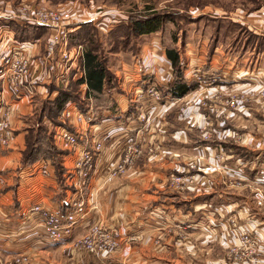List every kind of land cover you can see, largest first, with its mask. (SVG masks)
Here are the masks:
<instances>
[{
  "label": "rangeland",
  "instance_id": "rangeland-1",
  "mask_svg": "<svg viewBox=\"0 0 264 264\" xmlns=\"http://www.w3.org/2000/svg\"><path fill=\"white\" fill-rule=\"evenodd\" d=\"M7 1L12 2L15 7L22 3L20 0H0L1 3ZM43 6L51 9H57L59 6L68 7L79 18V21L85 19L82 22L108 23L109 30L116 24H112L113 21L117 22L121 18L125 21L128 14L139 16L156 11L173 20V24L167 25V30L163 34L154 33L137 38L129 35L126 31L125 34L128 38L124 48L109 54L106 53L108 46L105 45L108 42L107 37H109L108 33L105 32L107 28L100 26L104 29L101 30L98 27L95 32V38L102 44L101 52L108 58L110 68L120 89L115 94L123 93L121 79L123 80L124 71H129L138 79L143 72L141 71V60L145 56L153 55L151 67L155 70L148 71L151 75L147 76L146 79H149L151 83L155 82L157 87L161 88L163 96L162 108L151 110L148 109L149 103L146 100L137 102L133 100L132 92L128 94L127 99L133 104L130 106L129 112L141 118L144 116L147 119L143 136H149L148 134L155 132L153 135L155 139L153 142L147 141L137 148L138 152L130 166L126 167V172L118 175L115 181L107 182L105 186L100 187L98 185L97 193L115 195L117 191H112V185L117 182L118 184L122 183L130 176H135L137 179L143 178L142 176L145 174H143L142 169L147 163L155 164L157 171L163 173L166 170L169 172L166 183L173 194L179 197L176 202L188 201L185 192L194 189L203 176L206 177L205 180L210 181L218 174H223L222 170L225 167L232 166L233 162L231 161L234 157L242 160L253 159L254 163L251 162L248 165L249 169H247L250 173L254 172L256 168L264 169V94L257 93L260 87L253 91L252 95L246 94L236 85L227 82L232 71H240L245 62L251 63V69L258 66L264 67V47L261 46L264 44V37H261L264 32H258L252 27L255 25L259 28L258 24L264 20V0H44ZM88 18H94V20H87ZM239 20H242V24L248 23L249 27L241 25ZM44 42L45 39H42L39 44L41 54H44ZM162 42L165 44H161ZM169 46L177 50L179 57L182 58L180 60L184 69L190 59L198 58L200 61H204L205 65L202 72H208L209 69L213 68L215 70L213 78L216 79V82L208 80L206 84L201 86L198 81H189L188 83L193 85L194 89L181 98L171 97L167 91L168 86L160 87L156 82L158 75L156 69L163 66L160 63L161 59L167 60L164 49ZM196 61L199 60L196 59ZM236 66L239 68L237 69ZM168 68L172 72L170 64ZM202 76L205 79L209 78L207 75ZM146 81L142 80L135 85L143 87V82ZM127 84L125 82V88ZM43 91L45 92L44 98L37 100L38 97H35V94L31 99H27V102L33 103V105L30 115L23 119L25 124L23 128L24 140L27 134H33L32 132L36 129L42 102L53 97V95L48 94L45 86H43ZM251 96L253 100L250 99ZM136 99L139 100V97ZM115 104L117 106L116 102ZM135 105L136 107H134ZM196 108H198L200 116L195 111ZM247 108H251V111L246 113L247 117H244L243 114ZM104 112H113V116L115 114L118 119L126 120L124 116L126 113L122 112L120 115L118 106L114 111ZM102 115L96 117V120L98 121ZM164 120L165 124L163 123ZM44 125L49 133L50 126L47 122ZM161 125L167 126L168 130L157 129ZM42 134L46 135L45 132ZM177 135H179V140H175ZM167 138L171 142L180 141L194 146L208 144L214 147V153L210 156L207 154L206 157H200L197 153L190 151L191 154H169L166 149L161 148L165 142H168ZM258 139L263 140L259 149L253 146L255 151L246 150L249 148V140H256L257 142ZM22 151L20 152V162ZM243 153L249 158H244ZM56 159L55 157L52 159L53 163H57L59 166L60 157ZM218 179H220L218 180L220 181L219 186L227 190L225 191L226 196L234 198V194H236L243 195L238 196L239 199L247 197L246 200L251 204L248 206L250 207L249 211L243 206L238 207L236 211L225 209L223 213L214 209L217 211V214L213 211L211 213L214 222L206 223V227H209L210 231L199 236L192 231L185 230L184 228L187 226L180 227L181 229L170 225L161 227L162 229L153 239L151 247L172 246L173 250L169 254L155 255V260L150 262L151 264H219L221 261L223 264H230L232 259L229 257L232 254L227 242L223 241V235L227 232L230 233V222L234 215V218H240V226H249L247 222L250 221V218L247 216L254 212V210L252 211V202L264 206V201L259 202L254 198V193L257 190H261L264 197V186L259 187L257 184L252 185L248 182L242 183L237 179L234 181L223 176L218 177ZM245 189L248 192H240ZM188 226L190 227L189 224ZM112 228L119 230L116 225L108 227V229ZM85 234L73 243L74 247L86 237ZM127 239L121 240L117 249L102 251L98 248L95 253H88L83 249L88 248V244L81 243L79 245L82 247L81 250L88 255L96 256L104 252L118 250L123 245L122 242L131 243V239ZM189 248H197V252L186 253ZM23 256L26 257V264H28L29 258ZM258 261L261 260L257 256L254 262L248 264H254Z\"/></svg>",
  "mask_w": 264,
  "mask_h": 264
},
{
  "label": "crops",
  "instance_id": "crops-1",
  "mask_svg": "<svg viewBox=\"0 0 264 264\" xmlns=\"http://www.w3.org/2000/svg\"><path fill=\"white\" fill-rule=\"evenodd\" d=\"M31 1L37 4L44 3V0ZM14 7L12 2H0V11L9 12L17 8V6ZM239 21L241 25L249 27L248 23L242 24V20ZM9 22L11 21H0V27L4 30V33H6L5 31H11L14 34L8 25ZM40 43L38 42L35 46L33 54H41ZM152 58H154L153 55L145 56L141 60L142 74L152 69L155 70L151 67ZM196 59L199 61H196ZM160 63L163 66L156 69L158 74H156V80L166 85L167 81L172 79L171 71L168 68L167 60L161 59ZM195 64L204 66L205 62L200 61L198 58L188 60L187 66L185 65L184 75H187L189 68ZM250 65L251 63L247 64L245 62L240 68L241 70L239 69L240 71H232L229 78H227V82L231 85H236L244 93L252 95V92L256 91L261 83H264V67L258 66L251 69ZM236 68L238 69L239 67L236 66ZM134 79H136V76ZM121 81L123 93L115 94L114 100L117 103L120 115L125 112L126 115L124 116L127 118L131 116L127 113H130L129 108L133 104L127 99L128 91H130L129 85L125 88V82L122 79ZM44 93L42 87L38 88L35 96L38 97L37 100L44 98ZM4 96L8 99L7 93ZM250 99H252V96ZM32 105L33 103L27 102L26 98L15 101L12 105L14 114L11 119V128L17 136L20 145L24 143L23 128L25 124L23 119L30 115ZM144 105L146 106L147 104ZM161 108L159 106L156 109L159 110ZM250 109H245L244 117H247L246 113H249ZM195 111L198 116L201 115L198 112V108ZM98 121H103V125H109V129L112 128V130L115 129L116 131H118L119 123H124V119H118L115 114L113 116V112H104ZM163 123L165 124V120ZM97 128H99L98 125L90 124V128L86 130L87 135L91 137L93 131ZM167 128V126L161 125L157 129L168 130ZM148 130L150 129L148 128ZM154 134L155 132L148 134L149 136L140 137L141 139L137 144L138 148L143 143H147V141L153 142L155 139ZM133 136L134 133L131 134L132 138ZM218 136L220 137V135ZM175 140H179V135H177ZM167 141L161 148L166 149L169 154H191L193 152L200 157H206L207 154L210 156L214 153V147L207 143V145L194 146L193 144H185L180 141L171 142L168 138ZM262 141V139H258L257 142L256 140H249V148H246V150L255 151L254 148L259 149ZM253 146L256 147L253 148ZM71 160L62 162V155H60L61 176L56 174L55 168L50 161L53 169L49 177L43 178L39 173L33 171V166L21 167L19 164L20 154L16 153V151L5 150L0 153V259L4 263L11 262L14 258L25 255L29 258L28 264H151L150 262L155 260V255L169 254L173 250L172 246L151 247L153 239L157 236L158 231L162 229L158 226V223L163 221L171 222V226L178 227L177 229L187 226L184 228L185 230L192 231V233L199 236L210 231L209 227H206V223L214 222L213 214L211 213L215 212L217 214V211L223 213L225 209L236 211L241 206L248 208L249 211L250 207L248 206L251 204L246 200L247 197L239 199L238 196L241 197L243 195L236 194H234V198L226 196L225 191L227 190L219 186L220 181L218 180L220 179L218 177L223 176L231 180L237 179L242 183L248 182L252 185H259L260 182L261 186H264V169L261 168L259 170L256 168L254 172L250 173L247 169H249L248 165L251 162L254 163L253 159L242 160L238 157L232 159L231 167H225L222 170L223 174H218L216 177L211 178L210 181L205 180V176H201L202 178L195 188L185 192L186 198H188V201L185 202H176L179 197L173 194V191L168 188L166 183L169 172L166 170L163 173L157 171L155 164H144L142 170L145 175L142 176L143 178L137 179L135 176H130L122 183L113 184L112 191H117L115 195L97 193L98 180L93 176L85 188V196L88 202H96L98 206L97 222L102 223L106 227H114L116 225L120 230L122 240H126L129 237L131 243L122 242L123 245L114 252H104L92 256L73 246V243L86 233L88 228L86 220L79 221L74 226L72 235L59 244L50 243L35 228L38 219L37 215L32 211L34 206L43 205L61 213L68 209V201L72 196V191L65 182L63 171L64 166L70 165ZM136 174L139 173L136 172ZM243 191L248 192L246 189L240 192ZM252 205V211L254 210V212H251L253 215L249 212L250 215L247 218L249 217L250 221L247 222V225L264 243V206H259L253 202ZM230 237L231 232L223 235V241L227 242V245ZM196 252L197 248H189L186 251V253L190 254ZM259 258L261 261L254 264H264V251ZM219 264H223V262L221 261ZM230 264L233 263L230 262Z\"/></svg>",
  "mask_w": 264,
  "mask_h": 264
},
{
  "label": "built area",
  "instance_id": "built-area-1",
  "mask_svg": "<svg viewBox=\"0 0 264 264\" xmlns=\"http://www.w3.org/2000/svg\"><path fill=\"white\" fill-rule=\"evenodd\" d=\"M78 19L68 7L51 9L43 6V3L37 4L31 0H22L15 10L0 11V21H17L45 27L48 30L44 54H33L38 41L29 40L27 45L19 44L13 33L10 31L4 33L0 27V153L10 150L20 154L24 148V143L19 144L11 128L14 114L12 105L15 101L31 99L38 88H43L50 81L67 84L70 80L77 81L83 76L84 48L81 45L70 46L69 43V36L77 31L82 21H85ZM89 19L94 20V18L87 20ZM258 25L259 28L255 25L252 27L258 32H264V20ZM202 70V65L195 64L190 67L187 75H184L186 81H198L201 86L208 80L216 82L213 78L215 73L213 68L208 72ZM124 72L123 81L128 83L130 87L128 93L132 92L133 100L137 102L146 100L149 103L148 109L151 110L161 106L163 99L161 88H158L155 82L151 83L146 79L151 75L150 72H145L138 79H134L135 75L129 71ZM202 75L209 78L205 79ZM142 80H147L143 82V87L135 85ZM156 82L162 87L170 81H167L166 85ZM82 90H85V86ZM5 93L8 99L4 96ZM257 93L264 94V83L260 84ZM136 97H139V100ZM128 115L131 116L127 117L124 123H119L118 131L109 129V125H103V121H95L92 106L86 114H82L74 105H70L61 114L58 124L47 121L53 145L62 152V162L72 159L70 165L64 166L63 171L65 182L72 191L68 209L64 213L43 205H36L32 209L38 219L35 228L50 243L59 244L65 241L72 235L74 226L79 221L86 220L88 223L86 237L79 244L86 243L89 246L83 249L88 253H95L98 248L105 251L119 247L122 240L120 231L115 228L108 229L97 222L98 206L96 202L87 201L85 188L93 176L98 180L97 187L115 181L118 175L126 172V167L134 160L138 152L137 144L146 130L147 119L142 116L143 114L140 115L143 118L134 114ZM90 124L99 127L93 131L91 137L86 133ZM32 166L33 171L43 178L49 177L53 169L49 160H40ZM258 186H261L260 182ZM254 198L259 202L264 201L261 190L255 191ZM234 217L235 215L230 222L231 237L228 248L232 256L229 258L233 264L252 263L257 256L263 255L264 243L249 226H240V218ZM171 224L163 221L158 223V226L164 228ZM79 244L75 245V248L81 250ZM26 261V257L21 255L6 263L0 259V264H26Z\"/></svg>",
  "mask_w": 264,
  "mask_h": 264
},
{
  "label": "trees",
  "instance_id": "trees-1",
  "mask_svg": "<svg viewBox=\"0 0 264 264\" xmlns=\"http://www.w3.org/2000/svg\"><path fill=\"white\" fill-rule=\"evenodd\" d=\"M113 23L116 24L109 30L108 23L82 22L78 25L77 31L69 36L70 46L81 45L84 48L83 76L77 81L70 80L67 84L50 81L45 85L48 94L53 95V97L42 102L36 129L32 132L33 134H27L25 137L24 149L21 153V167H30L40 160H49L52 162L56 174L61 176L60 165L54 164L52 159L54 157L59 159L62 152L54 147L52 134L47 132L44 124L47 121L58 124L61 114L70 105H74L82 114H86L92 106V114L95 118L101 116L104 111L116 110L117 106L113 97L120 89L110 68L108 58L101 52L102 44L95 38L98 27L107 28L105 32L108 33L109 37H107L108 42L105 45L108 46L106 53L109 54L124 48L128 38L125 34L126 31L129 35L137 38L154 33L163 34L167 30V25L173 24V20L153 11L139 16L128 14L125 21L121 18L117 22L113 21ZM8 25L13 30L16 41L22 45H27L29 40L41 42L42 39H46L48 34L45 27L31 26L17 21H11ZM100 29L103 30L104 28L100 27ZM161 44L164 45L165 42ZM261 46L264 47V44ZM164 50L167 62L172 69V79L167 84V91L171 97L181 98L194 89V86L190 85L184 77V65L177 50L170 46L165 47ZM83 86H85L84 91L82 90ZM42 132H45L46 135H43ZM244 158L249 157L247 155Z\"/></svg>",
  "mask_w": 264,
  "mask_h": 264
}]
</instances>
